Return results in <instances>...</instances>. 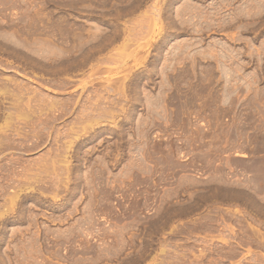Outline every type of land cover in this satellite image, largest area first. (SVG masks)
<instances>
[{
	"label": "rangeland",
	"instance_id": "rangeland-1",
	"mask_svg": "<svg viewBox=\"0 0 264 264\" xmlns=\"http://www.w3.org/2000/svg\"><path fill=\"white\" fill-rule=\"evenodd\" d=\"M0 264H264V0H0Z\"/></svg>",
	"mask_w": 264,
	"mask_h": 264
}]
</instances>
